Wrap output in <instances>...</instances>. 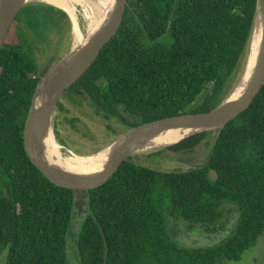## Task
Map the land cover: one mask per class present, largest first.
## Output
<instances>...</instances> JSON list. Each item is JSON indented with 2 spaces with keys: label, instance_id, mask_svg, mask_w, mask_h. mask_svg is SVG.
Segmentation results:
<instances>
[{
  "label": "trees",
  "instance_id": "16d2710c",
  "mask_svg": "<svg viewBox=\"0 0 264 264\" xmlns=\"http://www.w3.org/2000/svg\"><path fill=\"white\" fill-rule=\"evenodd\" d=\"M257 3L127 0L120 28L65 94L129 129L209 113L224 101L247 54ZM63 22L70 27L63 10L26 5L0 54V264H70L76 191L55 185L38 169L24 136L42 80L34 47ZM213 133L214 148L203 167L162 172L129 158L88 190L90 212L76 233L80 264H224L241 261L256 247L264 236V86L221 130L198 133L167 150L192 152ZM225 202L238 208L239 218L221 244L188 249L173 240L169 217L216 225Z\"/></svg>",
  "mask_w": 264,
  "mask_h": 264
},
{
  "label": "rangeland",
  "instance_id": "374dc122",
  "mask_svg": "<svg viewBox=\"0 0 264 264\" xmlns=\"http://www.w3.org/2000/svg\"><path fill=\"white\" fill-rule=\"evenodd\" d=\"M79 23L81 29H83L85 20L81 15L79 16ZM72 31V21L70 20V27L63 22L61 28H54L47 33L46 41L34 47L42 79L47 77L71 53L73 48ZM245 58L246 56H244L240 68L226 86L225 99L229 97L240 78ZM208 88L211 89V86ZM60 103L63 107L58 105L56 110L54 134L57 142L58 137L63 141L64 145L62 146L65 149L61 148H63L65 154L73 152L85 156L111 148L130 130L124 123L115 118L106 120L97 116L95 109L88 102H76L68 94H64ZM127 118L130 121L134 120L130 116H127ZM215 135L216 133L210 135L206 142L196 147L192 152L177 153L167 150L168 147H164L138 152L131 156L130 160L136 165L162 172H185L200 168L210 160ZM75 197L72 230L68 237L70 264H80L76 233L80 231L81 224L90 212L87 190H77ZM238 218V208L225 202L222 206V218L216 225H193L182 218L169 217L168 226L173 240L183 248L203 249L219 245L225 241L232 234ZM224 264H264V236L260 238L256 247L245 253L241 261H226Z\"/></svg>",
  "mask_w": 264,
  "mask_h": 264
},
{
  "label": "water",
  "instance_id": "95a60500",
  "mask_svg": "<svg viewBox=\"0 0 264 264\" xmlns=\"http://www.w3.org/2000/svg\"><path fill=\"white\" fill-rule=\"evenodd\" d=\"M30 3L34 2H27L26 0L0 1V54L18 14L23 7ZM126 4L127 0H114L107 23L103 26L95 40L77 51H71V53L62 60L47 77L41 80L34 94L32 106L25 124L24 136L26 151L38 169L52 183L59 187L72 189L74 191H88L104 184L124 161L140 152L148 140L155 138L164 131L197 128L202 129V131L198 133L214 130L219 131L243 113L264 86L263 41L261 59L254 77L246 92L232 105H224L225 99L220 106L209 113L183 115L132 128L112 145V147H114L109 158L96 174L87 177H77L63 172L46 154L41 134L44 127L51 119H56V110L66 91L94 65L104 47L120 28L124 18ZM258 21L262 22L263 25L264 40V0H258L257 3V16L253 34H255L256 23H258ZM60 72H62V75L52 84L53 80ZM59 145L65 149L60 143ZM98 154L99 152H96L94 154H89L92 156L79 155V157L88 158Z\"/></svg>",
  "mask_w": 264,
  "mask_h": 264
},
{
  "label": "bare ground",
  "instance_id": "6f19581e",
  "mask_svg": "<svg viewBox=\"0 0 264 264\" xmlns=\"http://www.w3.org/2000/svg\"><path fill=\"white\" fill-rule=\"evenodd\" d=\"M27 2H42L48 5L57 7L65 11L71 18L73 23V48L72 51H77L85 45L90 44L99 35L103 26L107 23L114 0H26ZM85 20L83 29L80 27L79 16ZM72 36V35H71ZM263 25L262 22L256 23V31L250 41V45L245 58L243 71L240 78L232 90L229 97L225 100L224 105H232L246 92L254 74L259 66L261 54L263 50ZM70 54V53H69ZM63 72V71H62ZM62 72L57 74L52 84H54ZM238 79V78H237ZM232 87V86H231ZM55 120L51 121L44 127L41 134V139L44 148L51 153L52 157L59 163L57 165L53 160H50L63 172L77 176L87 177L96 174L106 163L113 149L107 148L99 151V154L93 157L81 158L79 155L69 152L63 153V148L56 140ZM201 128L197 129H177L168 130L158 134L155 138L148 140L141 151H150L159 148L175 145L182 140L201 132ZM83 156V155H82ZM92 156V155H85Z\"/></svg>",
  "mask_w": 264,
  "mask_h": 264
}]
</instances>
